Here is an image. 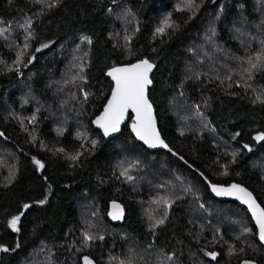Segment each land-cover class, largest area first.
Returning <instances> with one entry per match:
<instances>
[{
  "label": "trees",
  "instance_id": "16d2710c",
  "mask_svg": "<svg viewBox=\"0 0 264 264\" xmlns=\"http://www.w3.org/2000/svg\"><path fill=\"white\" fill-rule=\"evenodd\" d=\"M195 4L0 0V264H264L249 211L212 191L238 182L264 206V0ZM139 59L157 65L149 97L168 150L140 143L132 115L109 141L92 123L107 70Z\"/></svg>",
  "mask_w": 264,
  "mask_h": 264
},
{
  "label": "snow or ice",
  "instance_id": "6c2138e0",
  "mask_svg": "<svg viewBox=\"0 0 264 264\" xmlns=\"http://www.w3.org/2000/svg\"><path fill=\"white\" fill-rule=\"evenodd\" d=\"M59 0H56L58 3ZM184 5L187 9H193L198 7L195 4V0H184ZM55 4H45V7L51 8ZM183 10V9H181ZM31 19L27 20V24L31 25ZM174 27L168 19H165L163 25L156 29L157 34H163L167 28ZM4 29L0 28V35L4 34ZM89 43L91 39L89 37H84ZM27 47V45H25ZM47 47V45H44ZM34 58V57H33ZM262 57L258 54L257 61L259 62ZM154 67L147 59L141 60L136 64H132L122 68H113L109 75L113 76L116 81V87L112 91L111 99L108 101V104L104 108V112L101 116L97 117L95 123L100 125L104 129V134L109 135L112 132L119 131V125L124 120L125 115L128 109H132L136 113V118L132 123L133 131L139 137V139L145 141L150 147L163 146L168 147L167 144L161 139L159 132L156 129L155 118L152 114V106L147 99V88L152 83L149 78V73ZM253 68L257 67V64L252 65ZM85 97L87 93L84 94ZM259 99V97L257 98ZM4 134L0 132V136ZM239 135V133H237ZM257 141H264V132L258 133L255 137ZM96 141H92V144L95 145ZM245 148L248 146L245 145ZM61 151H63L61 149ZM74 159L76 157H73ZM183 159V157H181ZM35 163L39 165L40 168H43L44 165L36 160ZM138 163V162H137ZM129 168H124L121 171V175L128 180H132L133 177L129 175ZM212 190L217 193V195H236L238 199H241L245 204L248 205L249 209L252 212L253 217L255 218L256 224L259 228V239L264 241V207H261L257 204L255 197L249 192L246 188L241 187L237 184H232L228 188H224L218 185H212ZM188 191H191L189 188ZM161 201L166 205V207H171V201L165 200L163 197L160 198ZM45 201H40L39 203H44ZM160 202V201H157ZM25 208H28L29 205H24ZM203 207V205H201ZM113 208L117 211L113 214L114 219L122 218V209L119 205L113 202ZM23 213H21L22 215ZM20 216H14L10 221L11 227L19 231L17 227ZM164 220L156 221V224L153 227L163 224ZM245 232H250V229H244ZM86 240H91L92 237L85 232L84 233ZM2 251H8L7 248H0ZM14 250V249H13ZM242 251V250H241ZM208 255L213 258L216 257L217 253L210 252ZM171 259V257H169ZM85 264H93V261L88 257H84ZM123 264V261H121ZM243 264H254L253 261L245 260Z\"/></svg>",
  "mask_w": 264,
  "mask_h": 264
},
{
  "label": "water",
  "instance_id": "95a60500",
  "mask_svg": "<svg viewBox=\"0 0 264 264\" xmlns=\"http://www.w3.org/2000/svg\"><path fill=\"white\" fill-rule=\"evenodd\" d=\"M141 60H144V59H139V60H136V61H134V62L127 63V64H119V65H116V66H114V67H112V68H110V69L107 70L106 74H107L108 78L112 81V83H113V87H112L111 93H110V95H109V97H108V99H107V101H106V103H105V105H104L102 111H101V112H100V113H99V114L93 119V126H94V128H95L96 130H99V131L103 134V136L105 137V139H106L107 141H109L110 139L115 138V137L119 136V135L122 133L124 126L129 122L130 116L132 115V122H131V124H130V129H131V132L133 133V135L135 136V138H136L140 143H142L143 145H145V146L148 148V150H150V151L168 150V149H169V145H168L167 141L164 139V137H163V135H162V133H161V131H160V128H159V125H158V119H157V114H156L155 106H154L153 102L151 101V99H150V97H149V91H150L151 86L153 85V74L155 73L156 68H157V65H156L154 62H152L151 60H149V59H147V60H148L151 64H153L154 67L152 68L151 72L149 73V78L151 79L152 83L148 86V88H147V92H146V95H147V99H148L149 103H150L151 106H152V114H153V116H154V118H155L156 129H157V131L159 132L161 139L164 141L165 144L168 145V147H167V148H165V147H163V146L150 147L147 143H145V141L139 139V137L136 135V133L133 131V128H132V123H133V121H134L135 118H136V113H135L132 109H128V111H127V113H126V115H125L124 120H123V121L121 122V124L119 125V131H117V132H112V133H110L109 135H105V134H104V129H103L102 127H100V125H98V124L95 123L97 117L101 116V114L104 112V108H105V106L108 104V101L111 99L112 91H113V90L115 89V87H116V81H115V79L113 78V76L109 75V73L112 71L113 68H122V67H126V66H129V65H132V64H136V63H138V62L141 61ZM0 132H2V133L4 134V132H3L1 129H0ZM3 136H4V135H3ZM3 136H2V137H3ZM232 184H237V185H240V186L243 187V188H246V189H247L249 192H251L252 195L255 197L257 204H259L261 207H264V206L261 204V202L258 200V198L256 197L255 193H254L250 188H248L247 186H245V185H243V184H241V183H238V182H232L231 184H228V185H225V184H217V185H218V186H222V187H224V188H228V187H230ZM212 191H213V190H212ZM213 193H214V195L217 196L219 199H223V200H232V201H235V202L241 204L243 207H245V208L249 211V213H250V215H251V217H252V220H253V222H254L256 228H257V233H259L258 225L256 224L255 218L253 217L252 212H251V210L249 209V207H248L247 204H245L241 199H238L236 195H217V193L214 192V191H213ZM113 202H115L117 205H119L120 208L122 209V218H121V219H116V222H120V221H122V220L124 219V217H125L124 206H123L122 203H120L119 201H116V200L111 201V202H110V212H111L112 216H113V214L117 211V209H114V208H113ZM258 239H259V235H258ZM259 241H260L261 244L264 246V241H261L260 239H259ZM84 257H88L90 260H92V261H93V264H98L97 261H96L92 256H90V255H83L82 260H81L82 264H85V262H84Z\"/></svg>",
  "mask_w": 264,
  "mask_h": 264
},
{
  "label": "rangeland",
  "instance_id": "374dc122",
  "mask_svg": "<svg viewBox=\"0 0 264 264\" xmlns=\"http://www.w3.org/2000/svg\"><path fill=\"white\" fill-rule=\"evenodd\" d=\"M254 166H255V164H254ZM258 166H259V168H262V164H260ZM146 179H147V182L151 183L153 181L154 177L149 175V176H147Z\"/></svg>",
  "mask_w": 264,
  "mask_h": 264
},
{
  "label": "bare ground",
  "instance_id": "6f19581e",
  "mask_svg": "<svg viewBox=\"0 0 264 264\" xmlns=\"http://www.w3.org/2000/svg\"><path fill=\"white\" fill-rule=\"evenodd\" d=\"M93 123V122H92Z\"/></svg>",
  "mask_w": 264,
  "mask_h": 264
}]
</instances>
